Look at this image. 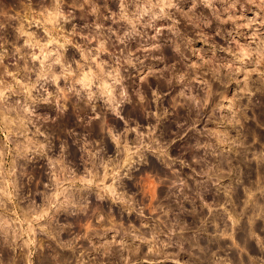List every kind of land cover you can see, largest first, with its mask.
I'll return each mask as SVG.
<instances>
[{
    "label": "rangeland",
    "instance_id": "rangeland-1",
    "mask_svg": "<svg viewBox=\"0 0 264 264\" xmlns=\"http://www.w3.org/2000/svg\"><path fill=\"white\" fill-rule=\"evenodd\" d=\"M233 257L264 264V0H0V264Z\"/></svg>",
    "mask_w": 264,
    "mask_h": 264
},
{
    "label": "flooded vegetation",
    "instance_id": "flooded-vegetation-1",
    "mask_svg": "<svg viewBox=\"0 0 264 264\" xmlns=\"http://www.w3.org/2000/svg\"><path fill=\"white\" fill-rule=\"evenodd\" d=\"M230 260L233 262H239L240 260H242L243 263L249 264V262H248L249 259H247V258H235V257H233V258H230ZM198 264H217V263H215L214 259L202 258V259H200V262H198Z\"/></svg>",
    "mask_w": 264,
    "mask_h": 264
}]
</instances>
